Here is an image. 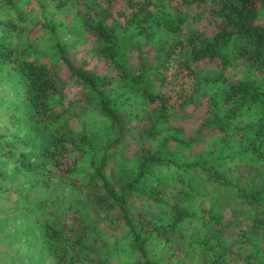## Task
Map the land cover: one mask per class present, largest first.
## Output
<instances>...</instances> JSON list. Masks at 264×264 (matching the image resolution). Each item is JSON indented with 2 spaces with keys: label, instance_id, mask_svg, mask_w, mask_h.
I'll use <instances>...</instances> for the list:
<instances>
[{
  "label": "trees",
  "instance_id": "trees-1",
  "mask_svg": "<svg viewBox=\"0 0 264 264\" xmlns=\"http://www.w3.org/2000/svg\"><path fill=\"white\" fill-rule=\"evenodd\" d=\"M52 7L74 15L98 57L76 66L69 41L44 22L66 79L29 44L14 43L29 13L0 0L9 12L0 18V76L23 91L21 116L0 133V179H18L3 190L44 191L37 206L55 208L39 230L48 256L107 264L92 242L103 221L126 230L120 250L136 255L130 264H264V0ZM238 65L243 72L231 77ZM91 111L113 131L97 138L83 120ZM213 192L231 206L197 202ZM29 199L20 202L28 207ZM196 219L203 237L183 231ZM155 241L158 255L150 254Z\"/></svg>",
  "mask_w": 264,
  "mask_h": 264
},
{
  "label": "rangeland",
  "instance_id": "rangeland-1",
  "mask_svg": "<svg viewBox=\"0 0 264 264\" xmlns=\"http://www.w3.org/2000/svg\"><path fill=\"white\" fill-rule=\"evenodd\" d=\"M19 8L28 12L29 26L27 29L18 32L21 38H13L14 43L29 44L33 48L41 61L54 67L62 79L67 78V69L55 59L54 42L55 38L47 27H41L44 22L52 20L56 26L55 34L62 41H69L67 51L76 66H93L98 57L94 53L95 43L93 39L80 28L73 14L55 13L52 7V0H16ZM44 5L45 9L41 6ZM7 9H0V18L8 15ZM19 38V39H18ZM244 68L240 65L231 67L228 74L231 77L240 76ZM0 74H3L1 71ZM0 76V133L13 130V122L21 114L18 112L23 105V91L21 87H14L11 80L3 79ZM20 108V109H19ZM86 126L95 133L97 138H101L105 133L113 131L114 124L103 116H98L94 112H89L83 118ZM194 122V121H193ZM193 122L188 121L187 126L194 127ZM11 166L8 164L7 168ZM87 170V169H85ZM18 180V179H16ZM16 180L6 181L0 179V264H55L48 256L43 245L42 237L39 233L41 225L50 214L52 207H42L37 204L46 197L44 191L40 193L29 192L27 188L21 191L3 190L9 186H16ZM29 193L28 207H25L20 198ZM52 198L55 195H50ZM205 199H213L216 206L227 209L232 202H227L225 197L218 193L205 194L197 199V202ZM197 203H194L196 206ZM227 214V211H226ZM227 216V215H225ZM104 218V214H102ZM202 219L193 222H186L183 231L187 236H205V230L201 225ZM97 232L100 240H92L94 249L102 256L106 255L107 264H130L135 258V254L120 250L127 244L128 236L120 223L108 227L103 221L98 224ZM110 246V254H106V246ZM150 254L158 255L163 250L162 243L153 242L150 245ZM184 264H193L191 257H186Z\"/></svg>",
  "mask_w": 264,
  "mask_h": 264
}]
</instances>
